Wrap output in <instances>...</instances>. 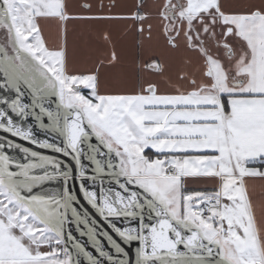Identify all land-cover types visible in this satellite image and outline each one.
Returning a JSON list of instances; mask_svg holds the SVG:
<instances>
[{
  "label": "snow or ice",
  "instance_id": "6c2138e0",
  "mask_svg": "<svg viewBox=\"0 0 264 264\" xmlns=\"http://www.w3.org/2000/svg\"><path fill=\"white\" fill-rule=\"evenodd\" d=\"M159 15L199 58L189 87L101 93L99 67L69 68L67 22L128 17L0 0V264H264L249 193L264 185V0H165Z\"/></svg>",
  "mask_w": 264,
  "mask_h": 264
},
{
  "label": "crops",
  "instance_id": "0c3cea01",
  "mask_svg": "<svg viewBox=\"0 0 264 264\" xmlns=\"http://www.w3.org/2000/svg\"><path fill=\"white\" fill-rule=\"evenodd\" d=\"M67 12L79 15H114L125 19L69 20L67 22L68 62L70 70L86 72L99 67L101 93L139 91L149 83L160 85L161 91H173L170 85L181 89L189 87L179 79L182 73L199 67V58L184 48H171L164 34V21L159 13L165 0H144V21L130 17L136 12L139 0H64ZM233 0H225L231 4ZM258 2V0H252ZM44 38L50 48L57 43L55 21L42 22ZM143 29L141 31L140 29ZM150 28V31H149ZM63 35L61 34V41ZM215 51V50H214ZM118 57L109 66L112 54ZM159 64L163 71L150 67ZM101 63L103 66H101ZM199 79V74L197 73ZM152 155L150 150H146ZM211 183L203 180L189 184L191 190H210ZM249 193L256 208L257 220L264 227V185L249 181Z\"/></svg>",
  "mask_w": 264,
  "mask_h": 264
},
{
  "label": "water",
  "instance_id": "95a60500",
  "mask_svg": "<svg viewBox=\"0 0 264 264\" xmlns=\"http://www.w3.org/2000/svg\"><path fill=\"white\" fill-rule=\"evenodd\" d=\"M85 207H87V206L85 205ZM89 211L91 212V209H89ZM93 215H95V214L93 213ZM97 219H98V217H97ZM101 224H102V222H101ZM104 227L106 228V226H104ZM109 231H110V230H109ZM73 235L76 236L77 239H82V238L79 237L78 234L76 233L75 228H73ZM83 239H86V238H83Z\"/></svg>",
  "mask_w": 264,
  "mask_h": 264
},
{
  "label": "flooded vegetation",
  "instance_id": "af4514ba",
  "mask_svg": "<svg viewBox=\"0 0 264 264\" xmlns=\"http://www.w3.org/2000/svg\"><path fill=\"white\" fill-rule=\"evenodd\" d=\"M174 2H175V0H174Z\"/></svg>",
  "mask_w": 264,
  "mask_h": 264
}]
</instances>
